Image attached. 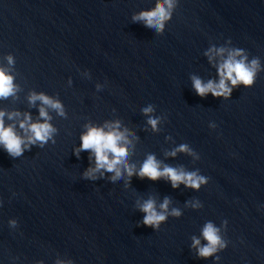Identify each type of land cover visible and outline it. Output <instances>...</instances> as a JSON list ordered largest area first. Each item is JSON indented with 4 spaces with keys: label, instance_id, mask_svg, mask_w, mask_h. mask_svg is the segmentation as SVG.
Wrapping results in <instances>:
<instances>
[{
    "label": "clouds",
    "instance_id": "obj_1",
    "mask_svg": "<svg viewBox=\"0 0 264 264\" xmlns=\"http://www.w3.org/2000/svg\"><path fill=\"white\" fill-rule=\"evenodd\" d=\"M178 7V0H156V5L151 10H143L132 16V21L142 22L145 27L153 29L157 34H163L167 23L172 19L175 9ZM231 43V40L228 41ZM208 61L213 63L217 69L219 80H208L204 82L197 76H192V87L200 97L211 94L216 98L228 99L231 97L233 89L239 86L251 88L262 71L259 57H253L250 61L246 50L237 47H217L215 45L208 48L204 53ZM9 65L14 63L11 55L7 57ZM13 76L8 70L0 67V98L7 99L14 97L19 91L17 85L13 83ZM29 104L35 105L40 102L39 117L37 121L32 120L30 113H20L19 111L7 112L0 110V146L13 159L23 156L25 150H30L33 145L43 147L49 140H53L56 133L51 123L48 109L64 116V108L59 100L53 99L43 93H31L28 97ZM148 117L147 123L153 130H158L160 118L151 115L154 108L151 104L141 109ZM5 116L14 123L5 124ZM23 117L22 119L20 117ZM17 124L20 131H17ZM211 127L215 128L213 124ZM86 131L81 134L80 145L74 149V154L79 157L80 152H89L90 161L94 160V166L88 167L83 173V177L89 180H96L110 173V180L115 183L118 180L126 179V184L130 183L133 176L140 179L147 178L152 181L165 180L172 188H179L183 184L186 188L200 190L202 185L208 183V178L199 173V170L188 171L183 166L173 167L163 164L155 154L149 153L140 163L139 168L135 163L129 161L130 149L134 150L130 136L133 133L127 128L121 129L119 121L105 122L102 126L85 125ZM53 143L55 141L53 140ZM178 152H184L199 158L188 144H181L174 148L167 155L175 157ZM99 174V175H98ZM193 208H200L202 204L199 200L189 202ZM171 200L165 197L159 205L156 198L149 195L143 201L137 200V208L144 214L142 223L154 230H159L161 224L167 221L169 216L180 217L182 212L178 208H171ZM15 227L16 221L9 222ZM227 220L223 225H227ZM202 237L206 243L201 244L199 238H192V247L196 249L197 255L206 259L215 253L224 250L228 246V241L221 235V229L212 222H207L202 228ZM216 260L220 257L216 256ZM57 264H63L57 261ZM71 264V261L68 262Z\"/></svg>",
    "mask_w": 264,
    "mask_h": 264
}]
</instances>
